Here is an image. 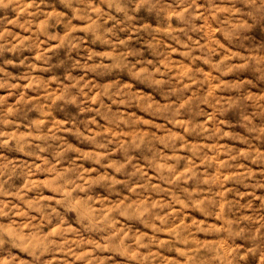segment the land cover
<instances>
[{
  "label": "clouds",
  "instance_id": "9594fccd",
  "mask_svg": "<svg viewBox=\"0 0 264 264\" xmlns=\"http://www.w3.org/2000/svg\"><path fill=\"white\" fill-rule=\"evenodd\" d=\"M0 264H264V0H0Z\"/></svg>",
  "mask_w": 264,
  "mask_h": 264
}]
</instances>
